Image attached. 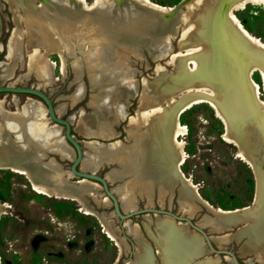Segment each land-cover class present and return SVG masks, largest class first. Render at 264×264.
<instances>
[{"label":"rangeland","instance_id":"rangeland-1","mask_svg":"<svg viewBox=\"0 0 264 264\" xmlns=\"http://www.w3.org/2000/svg\"><path fill=\"white\" fill-rule=\"evenodd\" d=\"M85 1L88 4L92 2V0ZM150 1L160 6L173 7L182 0ZM38 3L40 0H0V86L32 87L48 94L54 107L58 103H64L66 112L61 118L68 119L73 116V123H70L72 129L80 115L85 118L96 116V110L89 106V101L92 95L99 93L100 86L91 87L90 77L92 76L88 73V69L98 67L101 62L99 54L102 50H107L108 53L117 57L123 56V54L120 55L121 50H132L124 56H127L128 61L131 62V68L135 70V79L140 85L139 94L142 91L143 79L147 85V95L155 96L163 93L168 87L175 89L186 79L199 74L198 71L188 72L189 64H186V59L191 56L179 58V60L170 58L171 52H185L182 47L186 44L179 42V30L176 34L168 36L173 46L172 51L163 53L158 42L149 43L148 46H135L130 45L120 36L114 34L108 36L104 32L105 24L98 12L82 13L78 10L71 15H57L48 11H39ZM186 8V5L180 7L184 12L187 11ZM232 14L253 37L264 43V8L262 6L248 4L243 10L233 11ZM27 22L39 25L53 41L58 53L65 58L64 78L59 70V55L50 57L58 66L54 71V77L57 79L54 83L44 82L35 70L28 68L25 36L21 38V41L22 53L27 64H23L22 68L16 65L11 78H5L3 75L4 69L12 63L7 58L9 39L15 29L25 31ZM225 32V28L223 30L221 27L220 34L224 45L209 51L211 59L208 62L213 68L223 70L227 80L225 86L213 87L219 94L220 103L226 104L224 106L231 117V130L240 125L246 117L255 119L254 126L257 128H250L246 134V141L249 142L252 154L260 159L264 153L261 148V142L264 141V106L247 93V86L244 83L245 70L249 67L250 60L247 50H244L239 43L230 46L225 40ZM200 60L202 58L199 57V66L202 64ZM158 64L164 69L160 75L155 73ZM204 67L210 68L207 64ZM252 79L259 86L260 101L264 102L263 81L260 74L257 71L254 72ZM79 86L83 87L84 93L78 101L73 103L71 96ZM28 98L40 101L25 94H0V100H4L7 111L20 109L26 112L25 102ZM129 99L128 116H134L139 96ZM186 101L187 99H177L174 109L177 110ZM43 107L45 111L40 110L35 113L28 119V123L32 128L49 134L53 122L48 117L44 105ZM179 120L184 126V135L180 137V140L185 144L186 153V161L181 166V171L198 187L199 194L214 207L225 211L252 206L255 197V178L248 166L237 158V147L223 139L224 123L216 117L211 106L206 102L194 105L181 114ZM109 125L113 131L118 132V135L107 140L97 136H81L75 130L72 135L80 141L83 151L88 154H98L97 142L103 144L99 148H108L111 143L118 141L119 147L124 149L125 154L120 156L121 161L112 159L113 155L106 159L101 158L100 166L95 172L96 175L106 178L108 187L119 201L129 195L134 205L132 210L145 207L162 209L188 217L193 223L201 222L198 226L210 237H226L219 249L230 251L238 256L240 264L248 261L264 264V242L257 248L253 247L244 233L248 224L242 222L218 231V228L222 227L220 220L198 203L192 213L181 211L178 197L182 182L172 168L175 150L169 142L172 125L161 124L157 129L146 128L143 125L140 133H130L128 119L121 121L119 125L109 120ZM59 135L64 137V128H61ZM10 136L14 141H19L15 129L11 131ZM41 138L44 139L43 136ZM32 140L38 147L41 145L42 140L34 134ZM146 145L151 146L154 165L148 166L149 159L141 155L134 160L132 169L124 170L123 161L127 156L126 152L137 151ZM33 147L30 145L27 150L32 151ZM37 150L44 154L40 161L41 165L53 160L54 165H57V172H60L61 167L66 184L71 186L72 182L79 179L70 172L71 164L75 160V152L72 157L60 159L50 149ZM113 150L114 146L107 151L112 154ZM262 169L264 171V165ZM111 172L109 179L107 174ZM67 175H70L68 181ZM101 194L102 197L97 199L87 194H84L82 198L98 215L102 213L111 215L114 212L112 202L108 203L104 200L108 197L103 189ZM0 203L3 206V215L0 218L1 264L115 263L118 248L105 236L95 216L85 214L73 201L56 200L35 193L25 177L8 168H0ZM257 207L261 208L262 205L256 203L251 210L255 211ZM148 215H150L149 221L143 219L144 215L131 219L139 226L141 230L139 234L128 233L122 228L123 224L121 225L117 216H110L113 221L112 228L116 230L123 248V256L117 264H127L130 261L136 263V256L140 249L146 254L149 264H162L153 240L143 228V223H147L149 232L153 237H157L158 227L164 223V216L159 215L155 218L154 214ZM178 223L182 225L175 230L181 238L180 241L185 244L196 231L184 222ZM202 241L204 242L202 250L197 255L186 257L184 264H199V261L205 257L215 256L208 249L203 237ZM218 256L221 258L220 263L232 264V261L228 263L226 260L229 256Z\"/></svg>","mask_w":264,"mask_h":264},{"label":"bare ground","instance_id":"bare-ground-1","mask_svg":"<svg viewBox=\"0 0 264 264\" xmlns=\"http://www.w3.org/2000/svg\"><path fill=\"white\" fill-rule=\"evenodd\" d=\"M100 1L102 0H92V2L88 4L85 0H66V2H68L67 4L76 5L77 10L71 9L64 14L71 15L74 11H78V9L82 13H97L96 6ZM132 1L148 10L164 14H172L176 10L174 7L157 5L150 0ZM184 1L187 11H179L177 17H179L180 21L177 26L175 24L173 27L171 26L165 29L160 34L156 32L152 40L153 43H159L161 52L167 53L173 49L168 36L176 34L179 30V42L186 44L182 47L185 49L186 53L184 51H174L171 52L170 58L179 60V58L191 56L186 59V64H189L187 67L188 72L193 73L198 71L199 74L196 77L186 79L179 87L175 89L168 87L163 93H158L155 96L147 95V85L143 79L142 91L139 94L140 85L135 79V70L131 68V62L128 61L127 56H124L125 53L132 52V50H121L120 55L123 54L121 57L110 54L107 50H102L99 54L101 62L98 67L88 69V73L92 76L90 77L91 87L95 88L100 86L98 87L99 93L92 95L89 101V106L96 110V116L85 118L80 115L76 123H74V130L81 136H97L102 140H107L118 135V132L113 131L109 125V120H112L115 125H119L121 121L128 119V127L131 128L130 133H140V128L143 125L146 126V128L150 127V129H157L161 124H166L168 126L172 125L173 128L170 131L169 142L175 150L172 168L182 182V188L180 189L178 197L181 211L192 213L196 209V203H198L208 212L223 216L226 219H219V223L222 224V227L218 228V231L227 229L231 225L234 226L242 222L246 223L248 225L244 229V233L250 239L253 247L257 248L264 242V193L261 192L262 188L260 187V177L257 168L249 154V150H246V147L249 148V142L243 138L245 132H248L250 128H257L254 126L256 122L255 119L246 117L240 125L238 124L237 127L231 131L228 119L225 114H223V109L221 110L220 108L221 103L219 101V94L213 87V83L217 81L219 84L216 86L221 88L223 85L225 86L227 80V75H224L223 70L213 68L211 63L208 62V60L211 59L209 51L214 50L216 47H223L224 45L220 34L221 28L219 26H210L211 24H208L205 20L207 15L211 13L210 9L207 8L208 5H212L213 2H218L219 0ZM248 4L260 5L264 8V0H235L232 12L243 10ZM37 9L39 11H48L60 15V9L53 8L42 0L38 3ZM232 12L228 11L227 20L236 38L238 37L241 39L252 49L264 50V43L258 38L253 37ZM115 21H112L111 26L116 32L111 28H106L104 32L108 34V36L111 34L116 36L126 34L128 26L125 22ZM177 21L176 19V22ZM23 36H25L26 39L28 68L30 70H35L44 82L54 83L57 81L56 77H54V71L58 66L50 57L59 55V70L64 78L66 74L65 58L61 53H58L57 48H55V45L52 43L53 41H51L47 33L33 22L26 23L25 31L19 28L13 31L7 45V58H9L12 63L4 69L3 75L5 78L12 77L16 65L18 68H22L23 64H27L24 54L22 53L21 38ZM133 52H135V50ZM201 54L202 56H200ZM199 57L202 58L200 62H202L203 66H201L202 64L199 66ZM205 64L209 65L210 68L204 67ZM210 70L213 71V76L210 75ZM255 70L257 69L253 66L246 68L244 83L247 86L248 95L261 106H264V102H261L259 99V86L252 79L253 73L256 72ZM163 72L164 69L158 64L155 73L160 75ZM257 72L262 78L264 90V71L260 69V71ZM51 91H53V89H51ZM83 93V87L79 86L71 96V101L73 103L78 101ZM136 96H139V99L135 115L128 116V109L130 107L129 98L132 99ZM177 99H187V101L175 110V102H177ZM202 102L208 103L214 110L216 117L222 120L225 126L223 139L237 147V158L248 166L255 178L254 200L258 201L261 199L263 209H261V207L260 211H253L250 216H244V214L252 211V206L233 211H225L218 207H214L199 194L198 187L190 178L185 177L181 171V166L186 161V153L185 144L180 140V137L184 135V126L180 123L179 118L181 114L188 109ZM25 109L26 112H22L20 109L7 111L4 106V100H0V168H8L12 172L25 177L35 193L56 200L73 201L79 205L85 214L95 216L99 220L105 236L114 243L116 248H118L117 259L114 263L117 264L123 256V248L116 230L112 228L113 221L110 219V216L115 217V213L113 212L111 215H106L104 213L98 215L87 206L85 200L82 198L84 194H87L93 199L102 197V186L88 180H77L72 182L73 185L69 186L63 179L64 173L61 167L60 172H57L58 168H56L57 165H54L53 160L41 165L40 161L44 157V154L37 150L39 148L50 149V151L57 154L60 159L74 156V150L66 143L64 137L59 135L61 132V127L59 125L53 124L51 126L49 129V136H47L45 141L41 137L43 134L45 136L46 132L40 131L39 129L34 131L31 125L29 126L28 119L32 118L33 115L40 110L45 111L40 101L28 98L25 102ZM54 109L56 114L61 117L66 112V105L64 103H58L55 105ZM73 119V116H70L68 121L73 123ZM13 129H15L19 138L18 142L14 141L10 136ZM33 134L36 135L39 140H42L39 147L35 145L32 140ZM97 144H99L97 155L84 152L80 167L81 171L95 173L98 170V166H100L101 158L106 159L109 158L110 155H113L112 159L121 161L120 156L125 154L123 153L124 149L119 147L118 141L111 143V145H109L110 147L108 146V148L114 146L112 154H109L107 151L108 148H99V146L103 145L102 143L97 142ZM30 145L34 146L32 151L27 150V147H30ZM126 155L123 161L125 163L124 170L126 169L128 171L132 169L134 160L141 155L149 159L148 166L152 167L154 165L151 146H143L137 151H127ZM111 175L112 172L107 174V177L110 179ZM68 179H70V175L66 176L67 181ZM104 200L108 203L111 202L108 198H104ZM119 203L124 213H128V211L134 208L132 198L129 195L120 200ZM2 207L0 203V218L3 215ZM153 217L157 218L159 215L156 214ZM233 217L235 218L233 219ZM163 218L164 223L158 227L157 237H153L149 232L147 223H143V228L153 240L156 253L162 264H184L183 261L186 257L197 255L202 250L204 246L202 237L195 232L184 244L180 241L181 238L178 237L177 231L175 230L179 228L182 223L175 222L174 219L169 216H164ZM143 219L149 221L150 215L145 214ZM199 224H201V222L197 223V225ZM123 228L128 233H141L139 226L134 224L131 220L124 221ZM210 239L212 243L219 248L226 240V237L211 236ZM147 260L146 254L140 249L136 256V263L130 261L127 264H149ZM226 260L228 263L232 261L230 257H226ZM220 262V256L215 255L213 257H205L199 261V264H222Z\"/></svg>","mask_w":264,"mask_h":264},{"label":"water","instance_id":"water-1","mask_svg":"<svg viewBox=\"0 0 264 264\" xmlns=\"http://www.w3.org/2000/svg\"><path fill=\"white\" fill-rule=\"evenodd\" d=\"M42 1L45 2L46 4H49L53 8L60 9V15H65L64 13H66V11H70L71 9L77 10L76 5H69L67 4L68 2H66V0H60V1L42 0ZM216 2L217 1L213 2L212 5L210 4L208 5L207 8L210 9L211 13L207 15L205 20L208 22V24H211L210 26H219L220 28L222 27L223 30L225 28L226 42L230 46L234 45V43H239L241 47L244 50H247L249 54L250 57L249 66L255 67V69H257L255 71H260V69L264 71V50L252 49L248 45H246L241 39H239L238 37L236 38V35L232 31L228 23L227 13L228 11L232 12L234 6L233 3L235 2V0H219L217 3ZM185 4H186L185 1L182 0L177 6H173L176 10L172 14H164L161 12L148 10L142 6H139L137 3H135L132 0H109V1L102 0L98 2L96 7H97V12L102 16V20L104 21L105 24V29L111 28L112 30H114V32H116L115 29L111 26L112 21L117 20V21L125 22V24L128 26V28L126 29V34H120L119 36H121L124 40L126 39V41L129 42L130 45L148 46L149 43L153 42L152 38L154 37V34L156 32L157 33L159 32L160 34L165 29L170 28L171 26L173 27L175 24L177 26L178 22L180 21L179 17H177L179 11H181L180 7H182ZM176 19L178 20L177 22ZM212 73L213 71L210 70V75L213 76ZM218 84L219 82L216 81L213 83V86H216ZM0 94H25L27 96H32L40 100V102L45 106L48 117L53 122V124H57L61 128H64V139L66 143L69 146H71L75 152V160L73 161L70 167L71 174L76 178H79L78 180L93 181L102 186L104 193L112 202L113 211L115 215L119 218L121 225L126 220H131L134 217L145 214H154V215L157 214L161 216H169L177 222H184L188 224L193 230L201 234V236L204 238V241L208 249L213 254L229 256L232 260V264H240L238 256H236L230 251L219 249L216 245L212 243V240L210 239L208 233L205 232L202 228H200L196 223H193L192 220L188 217L180 216L173 212L165 211L162 209L146 208V207L139 210H132L131 212L124 213L121 209L119 200L114 196L111 189L108 187V182L106 181L105 177L98 176L95 173L81 171L80 167L84 156L82 145L80 144V141H78L72 135L74 129H72V125L70 124L68 119H63L56 114L53 102L48 94L32 87L29 88L13 87L10 85L0 86ZM224 105L226 104H221L220 108L221 110L223 109L222 112H224L223 114H225L226 118L228 119L231 130V117L229 116ZM33 130L35 131L36 128H33ZM246 134L247 131L245 132V136L243 137L245 140L247 136ZM42 136L45 139L47 136H49V134L48 132H46L45 136L44 134ZM261 148L264 150V141L261 142ZM246 150H249V154L251 155L252 160L254 161V164L257 168L260 177V187L262 188L261 192L264 193V171L262 169V166L264 165V153L263 156H261L260 159H258L250 152L251 150L249 148L246 147ZM256 203L261 204V199H259L258 201L254 200L252 206H254ZM256 210L260 211V208L257 207ZM252 213L253 211L246 212L244 216H250ZM211 214L218 219H222V220L226 219L223 216L215 215L213 213ZM234 218L235 217H233V219ZM243 264H256V263L253 261H248Z\"/></svg>","mask_w":264,"mask_h":264}]
</instances>
